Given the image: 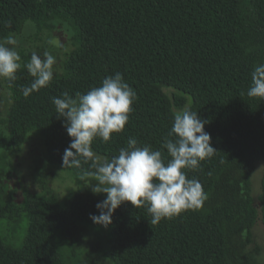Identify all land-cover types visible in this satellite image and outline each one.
<instances>
[{"label":"trees","instance_id":"trees-1","mask_svg":"<svg viewBox=\"0 0 264 264\" xmlns=\"http://www.w3.org/2000/svg\"><path fill=\"white\" fill-rule=\"evenodd\" d=\"M26 21L37 30L69 25L73 50L50 84L28 97L22 93L33 80L23 67L27 59L15 80L5 79L12 103L0 130V264H83L80 255L98 258L95 251L103 264H259L248 247L258 217L264 228V171L259 211L251 196L255 164H264V99L247 91L254 67L264 63V0H0V39L20 33ZM116 73L136 98L124 130L108 142L94 139L92 151L110 160L135 138L139 147L160 150L167 163L162 144L175 114L162 88L189 96L187 110L206 121L217 151L185 170L207 194L202 208L152 225L146 205L126 202L105 229L90 219L105 199L91 187L62 202L45 191L24 192L16 204L4 185L10 172L5 151L17 150L29 134L40 140L50 165L81 185L95 181L81 180L94 170L92 161L63 166L70 137L53 98L64 92L76 98ZM184 100L175 99V106ZM19 222L25 232L18 245L1 231Z\"/></svg>","mask_w":264,"mask_h":264},{"label":"clouds","instance_id":"clouds-1","mask_svg":"<svg viewBox=\"0 0 264 264\" xmlns=\"http://www.w3.org/2000/svg\"><path fill=\"white\" fill-rule=\"evenodd\" d=\"M18 45L13 34L0 39V79H16L22 67ZM56 63L47 51L42 55L31 53L30 61L23 65L33 78L30 86L22 88L25 97L50 84ZM247 95L264 99V63L254 67ZM135 98V91L120 73L106 77L101 86L76 98L67 92L53 98L70 137L62 164L79 167L82 159L92 161L94 170L83 173L81 180L93 178L96 183L90 186L92 192L105 196L96 204L99 215L90 216L93 224L105 229L112 224L115 210L126 202L134 208L146 205L152 217L150 223L156 225L163 219L201 209L207 199L201 183L187 178L185 171L197 169L217 152L211 145L210 134L204 131L206 121L197 112L182 110L174 115L172 128L162 144L170 157L167 163L160 150H153L150 145L139 147L135 138H130L127 146L110 160L92 151L94 139L108 142L114 133L124 130Z\"/></svg>","mask_w":264,"mask_h":264},{"label":"rangeland","instance_id":"rangeland-1","mask_svg":"<svg viewBox=\"0 0 264 264\" xmlns=\"http://www.w3.org/2000/svg\"><path fill=\"white\" fill-rule=\"evenodd\" d=\"M30 22V23H29ZM64 26L54 23L50 30H37L36 25L31 21L24 22L20 33L16 34L19 41L18 52L21 57V64L23 60L30 61L31 53L33 51L42 55L47 51L56 58L55 74L61 72L62 62L65 59L66 53L73 50L71 36L73 31L69 25ZM67 29V30H66ZM5 79H0V130H4V121L8 116L9 108L11 106V98L5 86ZM162 91L167 95L172 103L173 113L187 110L192 105V99L185 96L178 91L171 88L163 87ZM185 99L182 107L175 106V99ZM7 154L6 166L9 168V177L4 180L5 188L8 193L13 196L16 204L20 205L23 201L24 192L32 195H40L47 193L50 198L62 202L68 194L78 191L80 188L90 187L96 181L86 180L84 183L79 182V179L73 174L66 172L60 167L50 165L45 158V148L40 140L29 134L24 143L17 150L5 151ZM7 169V168H6ZM6 170L7 172L9 171ZM264 171V164L257 161L255 170L251 177L252 193L254 206L259 211L258 195L261 191V178ZM22 222V221H21ZM16 225H6L3 228V235L9 241L18 242L23 238L25 226L23 223ZM1 230V227H0ZM252 234L253 244L248 247V252L254 256L259 264H264V228L260 218L256 221L254 227L250 231ZM93 243V242H92ZM71 247H66L65 253L70 256ZM90 253H82L80 261L83 264H103L104 260L98 251ZM87 261H90L87 263Z\"/></svg>","mask_w":264,"mask_h":264}]
</instances>
